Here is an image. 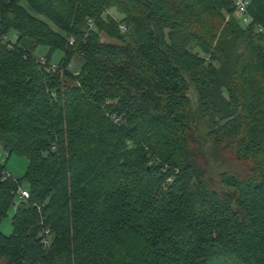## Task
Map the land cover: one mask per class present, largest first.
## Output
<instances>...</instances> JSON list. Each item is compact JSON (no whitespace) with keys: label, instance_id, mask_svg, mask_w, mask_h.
<instances>
[{"label":"trees","instance_id":"1","mask_svg":"<svg viewBox=\"0 0 264 264\" xmlns=\"http://www.w3.org/2000/svg\"><path fill=\"white\" fill-rule=\"evenodd\" d=\"M249 12L264 28V0ZM237 14L234 0H0V147L29 162L18 179L0 167V224L15 206L0 264H264V31ZM191 90L241 166L218 188L189 140Z\"/></svg>","mask_w":264,"mask_h":264},{"label":"rangeland","instance_id":"2","mask_svg":"<svg viewBox=\"0 0 264 264\" xmlns=\"http://www.w3.org/2000/svg\"><path fill=\"white\" fill-rule=\"evenodd\" d=\"M113 15L121 14L115 10L110 12ZM239 20L241 16L237 14ZM241 22V20H240ZM127 32V31H126ZM16 34L12 36V40H15ZM106 41H110L104 38ZM48 52V47L41 45L37 48L35 55L39 58L45 56ZM63 56L62 51H57L52 59L51 65L55 67L57 63ZM81 57L75 56L72 64H68L67 67L71 68L72 71H76L81 65ZM190 98V110H189V140L191 146L194 148L198 155L200 166L203 168L205 173H207V178L209 179L211 186L218 188V177L221 172L228 170H239L241 166L232 162L225 153L223 146H220L213 142L212 138L209 136V125L207 121L199 116L197 111L198 96L194 90L189 92ZM1 159L0 163L5 165L6 172L14 177L15 179L22 178L28 168V159L24 156H19L16 154L8 157L7 152H5L0 147ZM25 187V183L23 184ZM17 203V200H16ZM15 213V206L11 207L8 211L7 216L2 220L0 224V230L5 235H10L13 231L12 227V217Z\"/></svg>","mask_w":264,"mask_h":264},{"label":"built area","instance_id":"3","mask_svg":"<svg viewBox=\"0 0 264 264\" xmlns=\"http://www.w3.org/2000/svg\"><path fill=\"white\" fill-rule=\"evenodd\" d=\"M235 6L237 9L238 14L241 16V23L244 26L252 25L254 24L259 31H264V28L256 23L254 18L249 12V6H250V0H234ZM123 30H125V27H121ZM5 40H7V37H4ZM0 159H1V154H0ZM2 163H0L1 167ZM3 175L7 178L10 177V175L6 172V170L3 172ZM30 193L27 189L20 187L18 190V198L20 200H26L29 199ZM50 233L49 229H46L44 232L41 233L42 236V243L44 244L45 247H48L50 244V241L47 239L46 235Z\"/></svg>","mask_w":264,"mask_h":264}]
</instances>
